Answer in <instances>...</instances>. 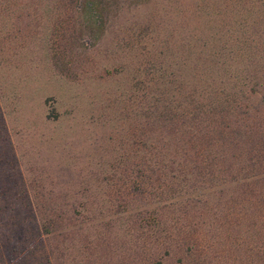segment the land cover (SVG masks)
Returning a JSON list of instances; mask_svg holds the SVG:
<instances>
[{
  "label": "rangeland",
  "instance_id": "374dc122",
  "mask_svg": "<svg viewBox=\"0 0 264 264\" xmlns=\"http://www.w3.org/2000/svg\"><path fill=\"white\" fill-rule=\"evenodd\" d=\"M95 1L0 0V264H136L140 254L163 257L164 247L175 262L186 220L175 223L171 209L160 207L158 222L150 180L131 194L144 48L161 47L173 33L212 47H223L230 33L264 34V0H109L102 22ZM261 102L264 87L250 97L249 115ZM255 121L254 137L264 143V111ZM111 168L112 188L101 184ZM120 207L127 212L105 232ZM36 208L64 213L61 232L41 233ZM134 214L143 231L152 220L161 228L148 231L142 251L127 227ZM105 234L111 248L98 245ZM230 263L211 253L202 262Z\"/></svg>",
  "mask_w": 264,
  "mask_h": 264
},
{
  "label": "trees",
  "instance_id": "16d2710c",
  "mask_svg": "<svg viewBox=\"0 0 264 264\" xmlns=\"http://www.w3.org/2000/svg\"><path fill=\"white\" fill-rule=\"evenodd\" d=\"M94 4L101 9L102 22L110 1ZM79 6L82 10L84 2ZM173 37L174 45L168 40ZM263 37V33H230L223 47H212L206 39L198 44V35L173 33L161 47L144 48L146 57L136 69L142 68L146 76L136 83L139 160L134 165L137 177L131 194L140 192L143 182L150 180L158 210L171 209V221L186 222L179 227L183 247L175 262L171 247H164L163 257L144 259L140 254L136 264H167L168 259L171 264H202L209 253L215 259L230 257V264H264V143L254 137L259 135L257 125L250 124L252 116L262 123L264 102L251 115L247 104L264 87ZM111 170L101 184L112 188L117 175L116 169ZM44 210H32L40 232L47 236L61 232L58 222L65 220L64 213L52 210L47 215ZM123 212L127 209L112 212V222L104 223L105 232L121 220L118 214ZM161 213L158 222H162ZM137 215H128L134 222L127 227L135 231L136 248L142 251L148 244V231L152 234L153 228H161L152 220L147 232L143 231L144 223H139ZM97 242L107 249L113 239L105 234ZM91 246L92 242L86 244Z\"/></svg>",
  "mask_w": 264,
  "mask_h": 264
}]
</instances>
